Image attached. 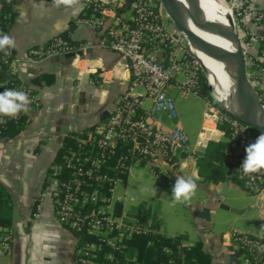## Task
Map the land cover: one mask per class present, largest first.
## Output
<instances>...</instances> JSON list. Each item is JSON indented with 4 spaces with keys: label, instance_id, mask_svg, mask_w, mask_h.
Instances as JSON below:
<instances>
[{
    "label": "crops",
    "instance_id": "crops-1",
    "mask_svg": "<svg viewBox=\"0 0 264 264\" xmlns=\"http://www.w3.org/2000/svg\"><path fill=\"white\" fill-rule=\"evenodd\" d=\"M3 1L0 0V11H12L17 15L7 31L16 41V48L10 51L19 61L16 65L17 78L31 86L38 104L26 114L25 128L9 141L0 142V198L5 202L1 218L11 222L10 237L7 238L10 242L7 247L0 244V264H75L78 239L56 218L51 196L44 191L47 172L68 134L95 131L115 109L122 95L128 91L129 70L126 63L108 47L105 32L95 29L87 21L79 20L83 6L73 11L57 7L53 0H15L11 6ZM97 1L104 5L106 25L115 23L117 19L126 24L131 23L130 0H116L120 5V9L116 10L111 9L109 0ZM249 1L252 8H264V0ZM9 15L4 14V17L8 18ZM249 27L264 35V26ZM62 33H66L73 43L83 46L81 55L68 58L66 55L53 54L39 59L28 56L29 50L45 46ZM177 55H182V51H177ZM42 75L52 76V84L37 80ZM182 79L181 76L178 77V81ZM260 79L264 88V76ZM167 91L171 99L172 93H176L192 95L204 102L194 93L178 91L174 82ZM142 92L141 89L135 90L136 94ZM149 106L150 100L145 99L143 107ZM203 121L199 123L200 130L195 132L194 144ZM154 122L164 128L172 124L165 116L156 117ZM178 122L184 130L179 114ZM184 132L190 140L185 130ZM181 156L184 157V154ZM158 170L160 169L151 171L158 174ZM169 174L175 178H193L198 186L206 187L210 197L209 206L203 201H197L194 207L197 221L194 223V236L186 232L188 243L196 242L190 241L192 237L201 241L203 249L211 257V264H239L245 256L235 250L232 237L244 233H221V230L215 232L212 220L210 221L211 214L216 211L212 206L218 203L219 198L230 187H237L248 194L253 192L233 184L230 175L225 180L228 184L225 190L219 188L220 184H207L198 175L196 159L184 160L177 169L169 171ZM258 195L261 199L259 207L264 214V193ZM121 204L122 211L131 217V210H125L123 203ZM148 204L161 221L157 207ZM206 211L208 218L205 216ZM237 211L240 214L244 212L243 209ZM244 264L252 263L246 259Z\"/></svg>",
    "mask_w": 264,
    "mask_h": 264
},
{
    "label": "built area",
    "instance_id": "built-area-1",
    "mask_svg": "<svg viewBox=\"0 0 264 264\" xmlns=\"http://www.w3.org/2000/svg\"><path fill=\"white\" fill-rule=\"evenodd\" d=\"M94 3H97L100 16L89 23L95 29L105 32L108 47L126 63L129 70L128 91L122 95L115 109L95 131L81 139L76 149L67 151L64 164L71 170L72 181L61 182L58 179L61 167H51L53 172L47 177L44 191L56 205L57 220L78 232L85 229L95 235L108 237L111 246H115L124 238L145 232L132 216L129 217L123 211L117 215L116 204L120 201L116 203L112 194L106 197L98 189L90 194L81 191V181L78 177L93 179L99 185L110 180L102 171L103 168L121 172L127 169L129 172L132 166L141 165H147L153 171L164 168V174H167L177 169L184 160H195L209 142H228L231 148L229 154L234 157L238 177L247 183L249 192L264 193V172L250 178L240 169L246 156L245 148L254 143L261 133L223 113L217 104L205 100L203 127L196 143H189L178 122V114L167 89L174 82L178 91L196 94L200 69L198 60L182 48H177L182 51V55H177L176 33L168 28L163 20L160 1L130 0L131 23L126 24L117 19L115 23L108 25L103 16L104 8H101V2L82 0L84 8ZM108 4L112 10L120 9L116 0H109ZM233 6L238 20L237 26L241 23L247 29L243 41L239 40L247 74L253 86L261 92L260 98L264 101V88L259 81L260 77L264 76V67L249 73L254 59L264 62V49L260 56L253 53L264 45V35L248 27L264 26V8H252L249 0H233ZM82 50L81 44L76 47L61 37H55L49 47L33 48L29 50L28 56L39 59L46 55L74 54L75 58ZM8 57L10 54L0 52V61ZM18 63L14 57L10 61L9 69L13 74L17 72ZM253 75H257V78L251 80ZM179 76L183 78L182 81H178ZM7 81H0V87L6 85ZM10 85L8 89L22 90L29 95L32 100L30 108L37 107V96L31 86L21 81L12 82ZM136 89L143 92L136 94ZM145 99L150 100V106L147 108L143 107ZM262 105L264 107V103ZM161 116L168 118L172 124L165 128L157 126L154 119ZM4 120L6 122L11 119ZM113 157L117 158L111 167L108 162ZM78 196H82V202ZM84 202H89L93 208L82 213ZM262 209L264 210V203ZM232 242L235 250L252 264H264V251H261L264 248V238L235 234ZM3 246L7 247V243L3 242ZM93 250V244H86L83 252H79L75 264H93Z\"/></svg>",
    "mask_w": 264,
    "mask_h": 264
},
{
    "label": "trees",
    "instance_id": "trees-1",
    "mask_svg": "<svg viewBox=\"0 0 264 264\" xmlns=\"http://www.w3.org/2000/svg\"><path fill=\"white\" fill-rule=\"evenodd\" d=\"M15 0H4L3 3L6 5H13ZM101 6V8H103ZM99 9L97 8V3L91 4L85 7L79 16V20L91 22L95 17L99 15ZM4 14L9 15L8 18L4 17ZM16 12L12 11H0V28L1 33H6L9 27L16 19ZM57 37L63 38L69 44L78 46V44L73 43L67 37V34L62 33ZM53 43L51 39L45 47H49ZM264 45L262 44L258 51V56L262 54ZM11 53V51H10ZM14 56L12 53L7 59L0 61V81L8 80L7 84L0 87V93L5 91V89L10 88V83L20 82L16 74L10 72L9 64ZM264 67V62L253 60V64L250 67L249 73H254L259 71ZM252 78H257V75L251 76ZM37 80L45 81L46 84H52L53 78L50 75H42L37 78ZM195 93L203 101H211L214 104L212 93L210 87L204 77L202 72H198L197 75V87ZM259 98L261 92L258 91ZM263 104V99L260 98ZM27 124V116L21 114L19 119L9 120L5 123L0 124V142L5 143L10 139L14 138L19 134ZM91 133V132H90ZM89 132L81 133H70L65 137L62 148L57 152L51 167L59 166L61 170L59 171L58 179L61 182L72 181L73 177L71 175V170L67 169L64 164V156L70 149H76L79 141L88 136ZM230 145L228 142H209L202 153L196 156V167L198 175L207 183L212 185H219L227 179V171L229 167L227 163L235 162L234 157L229 154ZM119 152L121 150H118ZM118 152V153H119ZM117 157H113L109 160L110 166H114ZM128 164V163H127ZM128 166V165H127ZM49 168L47 172V177L53 172L52 168ZM102 171L108 175L110 180L104 181L102 184L96 183L93 179L89 180L86 177H78L81 181V191L90 194L93 190H99L102 195L108 197L110 196L114 185L117 182L125 183L128 177V170L125 169L123 172L108 170L103 168ZM230 180L233 184L237 185L242 189L247 188V183L240 179L236 172V165L234 166ZM47 178L45 180L46 184ZM44 184V186H45ZM249 192V189H246ZM82 200V196H78ZM54 204V210H56V205ZM5 202L0 198V244L5 242H10L7 238L10 237L11 222L9 219L1 218L2 208ZM93 206L89 202H84V206L81 212H86L92 209ZM122 211V204H116V213ZM131 216L136 219L137 225L145 230L138 234L132 235L131 238H124L120 242H117L115 246H111L108 242V237H102L91 233L88 230L83 229L78 232L71 228L67 224H63L68 228L73 235L78 239L75 256L76 260L79 252H83V248L86 244H93L94 250L92 254L94 255L91 260L93 264H211V257L203 249V244L201 241H196L194 243H188V236L186 233L177 234L175 236H167L160 231L161 221H159L155 213L152 211L151 206L147 202H142L138 204L133 210L130 211ZM110 236V235H109Z\"/></svg>",
    "mask_w": 264,
    "mask_h": 264
},
{
    "label": "rangeland",
    "instance_id": "rangeland-1",
    "mask_svg": "<svg viewBox=\"0 0 264 264\" xmlns=\"http://www.w3.org/2000/svg\"><path fill=\"white\" fill-rule=\"evenodd\" d=\"M220 3L229 11L233 19V30L239 40L243 41V35L247 32L245 25L240 23L237 26L236 15L233 12V0H220ZM163 12V10H162ZM168 28L176 33V50L182 48L190 56H194L189 50V45L186 38L177 33L171 21L163 12V20ZM235 23V24H234ZM249 27V26H248ZM256 51H254L255 53ZM258 53V51H257ZM257 55V54H256ZM200 72L210 87L213 99L216 102L215 95L209 84L205 67L198 61ZM171 97L175 108L179 114L180 120L183 124L184 130L190 137L191 144L195 142V132L199 129V123L203 121L204 102L192 95L183 96L180 94L172 93ZM191 136H194L191 138ZM194 140V141H193ZM164 168L159 170V173H153L148 166H132L129 170L128 177L125 183L117 182L112 189V198L117 203L120 201L124 205L125 210H132L138 204L145 201L157 207L159 218L161 219L162 226L160 231L167 236H175L177 234L186 233L194 236L195 226L197 221L194 217V207L197 201H203L209 206V195L205 186H198L197 194L194 197L190 206L174 205L172 203V187L175 184L176 178L171 174H164ZM142 189H147L142 191ZM155 189L156 191H153ZM46 193V192H45ZM260 197L255 193L242 192L237 187H230L223 197H220L215 206L214 214H211L210 221L214 226V231L221 233H232L234 231L244 234H249L257 238H264V234L260 229L264 226V214L260 209ZM226 207L225 208H222ZM244 210L240 214L237 210ZM191 240H196L194 237ZM246 257L241 258L239 264H244Z\"/></svg>",
    "mask_w": 264,
    "mask_h": 264
},
{
    "label": "water",
    "instance_id": "water-1",
    "mask_svg": "<svg viewBox=\"0 0 264 264\" xmlns=\"http://www.w3.org/2000/svg\"><path fill=\"white\" fill-rule=\"evenodd\" d=\"M164 14L171 21L174 30L182 34L187 42L194 46L208 50L213 54L214 67L222 71L228 80L227 86L230 87L233 97L229 104L222 105L219 99H216L218 108L231 118L243 123L253 130L264 133V118L257 120L256 105L263 108L260 101L257 89L249 80L246 68L245 57L242 46L233 30V21L229 15L227 22L224 25V34L226 40H231V49L225 51L221 47V37L216 33L213 27L211 18L200 0H159ZM188 15H202L209 19L213 28L212 32L199 31L192 29L185 21L183 16ZM81 55V51L77 53ZM66 57L73 58L74 54H67ZM229 167L227 175H231L234 168L233 163H227ZM227 182L220 184V189H226ZM208 218V212H205Z\"/></svg>",
    "mask_w": 264,
    "mask_h": 264
},
{
    "label": "clouds",
    "instance_id": "clouds-1",
    "mask_svg": "<svg viewBox=\"0 0 264 264\" xmlns=\"http://www.w3.org/2000/svg\"><path fill=\"white\" fill-rule=\"evenodd\" d=\"M57 7H63L65 10L75 11L82 7V0H53ZM16 48L15 39L6 34L0 33V52L9 55L10 50ZM32 100L29 95L17 89H5L0 93V124L5 123L4 118L15 120L19 119L22 113L27 114L30 111ZM264 117V113H257V120ZM245 159L240 169L244 175L254 178L256 174L264 172V133H261L254 143L245 148ZM198 185L193 178L177 176L174 186L172 187V203L174 205L190 206L197 194ZM147 189H142L146 191ZM153 191H156L153 189ZM264 234V226L260 229ZM264 251V248L261 249Z\"/></svg>",
    "mask_w": 264,
    "mask_h": 264
},
{
    "label": "bare ground",
    "instance_id": "bare-ground-1",
    "mask_svg": "<svg viewBox=\"0 0 264 264\" xmlns=\"http://www.w3.org/2000/svg\"><path fill=\"white\" fill-rule=\"evenodd\" d=\"M200 1L205 6L211 18L214 30L221 37L222 41H224L225 34L223 27L230 15L229 11L220 3V0ZM183 20L194 30L208 32L213 31L209 19L205 16L185 14L183 16ZM188 45L194 57L205 67V72L207 74L209 84L212 88L215 98L219 99L222 105L229 104L233 97V93L230 87L227 86L229 79L222 71L214 67L213 54L208 50L200 49L194 46L190 42H188ZM220 45L225 51H229L231 49V40L221 42ZM255 109L257 112L264 113V109L259 107L258 105H256Z\"/></svg>",
    "mask_w": 264,
    "mask_h": 264
}]
</instances>
